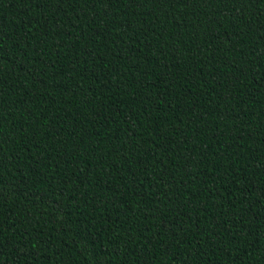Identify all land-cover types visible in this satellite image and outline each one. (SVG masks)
<instances>
[{
	"label": "trees",
	"instance_id": "obj_1",
	"mask_svg": "<svg viewBox=\"0 0 264 264\" xmlns=\"http://www.w3.org/2000/svg\"><path fill=\"white\" fill-rule=\"evenodd\" d=\"M0 264H264V0H0Z\"/></svg>",
	"mask_w": 264,
	"mask_h": 264
}]
</instances>
